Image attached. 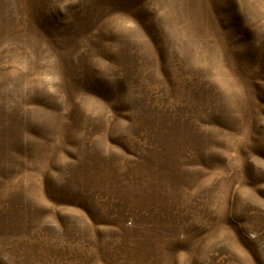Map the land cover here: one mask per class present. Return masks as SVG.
I'll return each instance as SVG.
<instances>
[{
	"label": "rangeland",
	"instance_id": "1",
	"mask_svg": "<svg viewBox=\"0 0 264 264\" xmlns=\"http://www.w3.org/2000/svg\"><path fill=\"white\" fill-rule=\"evenodd\" d=\"M0 264H264V0H0Z\"/></svg>",
	"mask_w": 264,
	"mask_h": 264
}]
</instances>
